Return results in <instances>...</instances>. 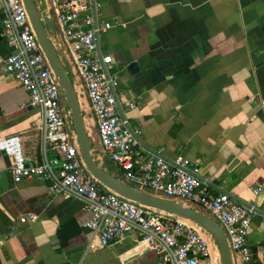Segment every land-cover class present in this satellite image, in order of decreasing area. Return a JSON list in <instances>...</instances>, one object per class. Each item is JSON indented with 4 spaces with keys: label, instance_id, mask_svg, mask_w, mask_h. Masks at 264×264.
Instances as JSON below:
<instances>
[{
    "label": "crops",
    "instance_id": "1",
    "mask_svg": "<svg viewBox=\"0 0 264 264\" xmlns=\"http://www.w3.org/2000/svg\"><path fill=\"white\" fill-rule=\"evenodd\" d=\"M95 1L111 24L99 50L112 59L119 96L134 102L126 114L142 145L196 161L209 193L253 205L247 242L264 262V195L252 192L264 187V0ZM82 108L90 111L85 99ZM0 110V138L18 135L24 163H39L40 110L1 64ZM9 163L0 153V264H157L134 231L90 245L82 201L50 194L38 177L13 182ZM28 213L37 219L18 221ZM68 219L80 233L61 244L57 232Z\"/></svg>",
    "mask_w": 264,
    "mask_h": 264
},
{
    "label": "built area",
    "instance_id": "2",
    "mask_svg": "<svg viewBox=\"0 0 264 264\" xmlns=\"http://www.w3.org/2000/svg\"><path fill=\"white\" fill-rule=\"evenodd\" d=\"M54 18L51 41L74 76V87L89 107L100 150L128 183L155 193L197 204L223 229L234 264L256 262L247 242L253 205L239 203L224 192L211 194L196 161L181 155L169 159L162 148L141 143V130L131 126L127 111L134 102L123 99L110 55L99 50L98 36L110 22L101 18L95 0H46ZM2 37L10 53L0 57L1 69L27 93V103L39 108V163H24L19 136L0 138V152L10 157L13 182L38 177L50 194L80 199L89 219L84 227L89 242L106 246L134 231L148 245L157 264H218L210 240L190 223L122 199L104 189L85 171L70 130V114L61 104L55 77L46 64L21 0H0ZM253 194H263L256 185ZM37 216L22 215L19 222Z\"/></svg>",
    "mask_w": 264,
    "mask_h": 264
},
{
    "label": "water",
    "instance_id": "3",
    "mask_svg": "<svg viewBox=\"0 0 264 264\" xmlns=\"http://www.w3.org/2000/svg\"><path fill=\"white\" fill-rule=\"evenodd\" d=\"M21 2L39 49L55 77L61 94V104L70 114V130L74 135L78 154L86 173L104 189L122 199L190 223L210 240L218 264H234L223 229L205 210L206 213L194 208L191 203L186 201L136 187L125 181L115 169V173H112L105 167V159L100 150L92 115L90 111H87L91 118L90 122L87 121V112L82 108L84 98L81 95H77L74 87V76L70 70V76L68 75L64 66L65 62L59 58L51 41V36L54 34L55 29L50 17V11L47 8V1L21 0ZM126 69L128 72L134 73L137 67L134 62H131ZM91 128L95 131L96 138L92 135ZM93 140L97 141V148L92 146ZM79 233L80 228L73 219H68L61 225L60 230L57 232V237L61 244H65L68 239Z\"/></svg>",
    "mask_w": 264,
    "mask_h": 264
},
{
    "label": "rangeland",
    "instance_id": "4",
    "mask_svg": "<svg viewBox=\"0 0 264 264\" xmlns=\"http://www.w3.org/2000/svg\"><path fill=\"white\" fill-rule=\"evenodd\" d=\"M50 17H51V19H52V21H53V23H54V18H53L52 12H50ZM64 66H65L66 71H67V73H68V75H69V69H68V67H67V65H66L65 63H64ZM69 76H70V75H69ZM92 146L95 147V148L98 147V143H97L96 140H93V141H92ZM104 159H105V160H104V165H105V167H106L109 171H111L112 173H115L113 164H112L107 158L104 157ZM192 205H193L194 208H197L198 210H200V211L206 213V212L203 210V208H201L199 205H197V204H192Z\"/></svg>",
    "mask_w": 264,
    "mask_h": 264
}]
</instances>
